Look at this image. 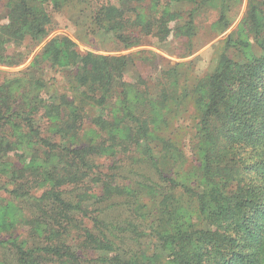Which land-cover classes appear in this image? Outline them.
Instances as JSON below:
<instances>
[{"label":"trees","instance_id":"1","mask_svg":"<svg viewBox=\"0 0 264 264\" xmlns=\"http://www.w3.org/2000/svg\"><path fill=\"white\" fill-rule=\"evenodd\" d=\"M180 1L155 0L143 13L132 0H108L89 13L86 31L109 35L115 51L144 36L165 43L172 31L191 45L198 13L216 7L220 34L241 3L191 0L183 17ZM90 3L5 0L0 64L23 62L53 30L54 14ZM221 44L215 70L188 90L178 64L161 68L151 51L82 54L67 35L0 83V190L34 210L43 239L12 242L17 264H264V0L248 1ZM184 115L192 160L181 147ZM107 154L120 157L99 162ZM2 215L9 231L17 218Z\"/></svg>","mask_w":264,"mask_h":264},{"label":"rangeland","instance_id":"2","mask_svg":"<svg viewBox=\"0 0 264 264\" xmlns=\"http://www.w3.org/2000/svg\"><path fill=\"white\" fill-rule=\"evenodd\" d=\"M107 1L108 0H91L90 6L84 9V11L79 12L76 9H65L61 14H54L53 30L50 31L49 35L45 39H43L37 46H35L31 54H29V56L23 62L18 65L12 66L0 64V83H2L4 79L10 78L15 73L25 69L30 64L36 53H38V51L45 45V43L49 41V39H51L53 36L67 35L68 37L73 39V41H75L76 50L82 54L86 52H92L94 54L103 55H124L129 53L136 54L137 52L144 50L151 51L163 58L162 61H159L161 64V68L174 67L178 64L176 67L179 73V85L181 86L180 88L188 90L195 80L202 78L215 70L218 64L219 55L222 51L221 40L227 37V35L237 27L243 16V13L247 9L249 0H241V3L238 7L234 6L232 8L230 14L233 17V20L228 28L220 34L217 33V28L211 26V24L217 19L218 10L216 7H209L198 13L197 17L195 18L196 35L192 38L191 45H187L185 38L177 37L172 31L169 36L170 38L165 43H159L150 36H144L141 39L143 40V43H141L140 45L132 46L128 49H121L119 51L112 50L111 46L113 43H111L109 35L103 36L100 32H96L95 34L91 32V34H89L86 31V22L89 17V13L95 10L101 3H105ZM160 1L162 2L163 0ZM154 2L155 0H132L130 6H133L134 11L136 10V12L143 11V13H145L149 12L150 10L147 9L149 4L154 5ZM191 2V0L180 1L178 3H175L174 7L181 11L183 17H185V11L192 7ZM4 3L5 0H0V21L2 23L6 22L7 20V8L4 6ZM237 8L238 12H236V14H233V12L237 10ZM157 9L158 7L154 6L152 8V12ZM180 21H183L182 18L180 19ZM169 26H174V22H170ZM189 50H191L192 52L190 55H187V52ZM246 52L247 50H245V53ZM136 57L137 56H135V59ZM130 70L132 73H135L134 69L131 68ZM55 75L57 77L60 76L58 73ZM60 79L61 77H59V80ZM54 89H56V86L50 88L49 92L52 93V91H55ZM58 91H60V89H58ZM180 124L184 125V127L190 124L189 118L184 115ZM182 134L184 138L182 139L181 147L186 151L185 153L187 154L188 160H192L193 158L190 152V147L191 140L194 141L193 131L190 129V127H185L182 130ZM15 152L16 153L11 156L12 159L19 165L16 159L18 150H16ZM118 157L120 156L107 154L103 158L101 157L99 159V162H104L105 165H108L111 163V161H114ZM119 171L120 170H118V172ZM112 172L114 173V170ZM4 180V176L0 177V182H3ZM34 192L36 195H38L40 189H35ZM12 198V194H8L7 192L0 190V223L2 222V217L4 216L2 215V213L5 211L10 214L11 218H14V216L17 218V223H15V226L13 228L9 227V231L0 229V240L3 242H0V264H17L16 257L19 255L17 252V248L14 247L12 242L17 244L18 246L21 245V247L23 248H28L32 247L33 243H36L39 240H43L41 237L35 234L33 230L34 210L31 209V207L27 205V203L23 201V199L20 200ZM7 204L10 205L8 208H6ZM89 210L91 211V214H93L91 207L89 208ZM255 211L256 209L254 210V212ZM9 234H12L11 237H9ZM252 241L253 245L260 246V240H258L257 242H255L254 240ZM75 243L76 242H70V244L73 245H75ZM95 256L96 253H93L91 255H83L80 256L79 261L83 262V260L88 258L89 260H91L90 258ZM57 259L58 260L49 262L48 264H67L66 262L62 261V258Z\"/></svg>","mask_w":264,"mask_h":264}]
</instances>
